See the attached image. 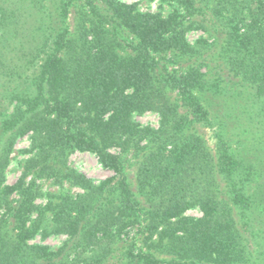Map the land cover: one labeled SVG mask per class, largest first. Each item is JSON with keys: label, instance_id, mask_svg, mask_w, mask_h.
<instances>
[{"label": "trees", "instance_id": "obj_1", "mask_svg": "<svg viewBox=\"0 0 264 264\" xmlns=\"http://www.w3.org/2000/svg\"><path fill=\"white\" fill-rule=\"evenodd\" d=\"M204 1L161 19L85 0L70 31L68 0L51 5L56 30L44 0H0V264H264V0H210L208 20ZM194 27L212 42L188 45ZM147 111L157 129L133 121ZM214 126L212 151L201 129ZM28 135L32 156L3 185ZM74 151L113 175L92 183L68 165ZM37 179L82 194L39 207ZM190 208L201 218L183 217ZM36 235L67 239L51 250Z\"/></svg>", "mask_w": 264, "mask_h": 264}, {"label": "rangeland", "instance_id": "obj_2", "mask_svg": "<svg viewBox=\"0 0 264 264\" xmlns=\"http://www.w3.org/2000/svg\"><path fill=\"white\" fill-rule=\"evenodd\" d=\"M46 5H49L45 12L51 14V25L52 30H56L61 26V22L59 21L58 17L55 15L59 12L55 9L54 6H51L54 3V0H44ZM66 1V0H65ZM70 1L69 6L67 7L65 14V25L72 31L75 27V23H81V15L80 12L84 10L85 0H68ZM126 4H135L137 10L140 13H149V14H157L161 19H166L170 16H182L184 15L185 11L183 10V5L181 0H119ZM52 2V3H51ZM205 9H208L205 14L206 20L211 19L212 14L214 13V9L210 0H205ZM49 7H51L50 12L48 11ZM232 8V7H231ZM230 8V9H231ZM45 13V14H46ZM204 17H192V20H196L197 22L200 21ZM205 25H208L205 22ZM185 41L188 45L199 47L203 45L205 41L207 44L212 42V36L210 32H204L200 28H189L185 33ZM210 54H216V58L218 59L217 53L213 51H209ZM207 54L205 53L204 56ZM165 66L167 67V71H174L176 69V65L173 63L169 53L166 54L165 58ZM187 59V57L185 58ZM186 61V60H185ZM186 64L182 65L183 67ZM214 66V64H213ZM208 69H212V65L207 67ZM213 70H211L212 72ZM31 73V70L29 71ZM1 91V88H0ZM171 97H175L176 93L171 92ZM240 99V98H239ZM237 100L238 102L241 100ZM238 104V103H237ZM238 106H235V108ZM227 108H231L236 110L234 106L227 105ZM133 121L139 124L142 127H148L152 129H157L159 127L160 118L159 115L152 111L142 112V113H135L132 117ZM216 129V126L213 128H203L201 129L203 133V138L206 141V145L210 148V150L214 151L215 149V138L213 135V130ZM30 135L18 138L12 148V152L9 157V163L5 169V181L3 185L12 186L16 183V181L20 178L24 163L27 159L32 156L30 151ZM68 165L76 170L78 173L84 175L86 178L91 180L94 184H99L100 182L104 181L105 179L111 177L113 172L106 168H103L100 163L98 162L96 156L90 152H80L74 151L68 154L67 157ZM29 177L26 179L28 181ZM35 185L37 187V192L39 193L37 198L34 200V204L39 207H44L48 201L53 200L57 196H71L74 197L78 194H82V191L76 187L69 185L67 182L62 184L55 183L53 180L47 179H37L35 181ZM17 197L15 193L11 194L9 199L13 202ZM49 213L46 215L50 217ZM35 215L33 214L32 217ZM202 214L197 208H190L184 214L183 217H190L193 219L201 218ZM144 235L140 231L137 232L136 226L132 228L128 232V243L134 241V245L141 246L144 240ZM66 236L64 235H49L45 238H42L40 235H36L32 239L28 241L29 244L33 245H41L48 247L51 250H55L60 247L66 240ZM153 240H156V237L153 236ZM141 243V244H140ZM126 244V243H125Z\"/></svg>", "mask_w": 264, "mask_h": 264}]
</instances>
